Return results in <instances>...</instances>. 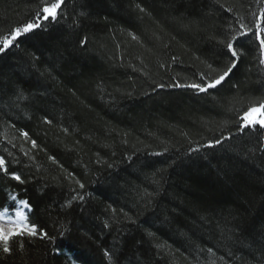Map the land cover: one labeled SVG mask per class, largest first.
Returning a JSON list of instances; mask_svg holds the SVG:
<instances>
[{
    "label": "trees",
    "instance_id": "16d2710c",
    "mask_svg": "<svg viewBox=\"0 0 264 264\" xmlns=\"http://www.w3.org/2000/svg\"><path fill=\"white\" fill-rule=\"evenodd\" d=\"M40 8L0 0V36ZM262 17L264 0H65L0 52V205L27 201L48 233L0 264H264V127H238L264 49L242 41L217 89L183 86Z\"/></svg>",
    "mask_w": 264,
    "mask_h": 264
},
{
    "label": "snow or ice",
    "instance_id": "6c2138e0",
    "mask_svg": "<svg viewBox=\"0 0 264 264\" xmlns=\"http://www.w3.org/2000/svg\"><path fill=\"white\" fill-rule=\"evenodd\" d=\"M65 0H41V8L37 13V19L32 22H26L21 26H17L11 29L7 35L0 36V52H4L14 45V42H18L21 36L28 33H33L34 30L40 27L38 20L43 19L45 21L57 20L61 15L62 6ZM264 19V17H262ZM255 37L258 41V47L264 49V30L260 29V25H255V30L248 27L247 25L241 23L239 30L235 31V34L230 35L228 40H221L220 44L223 46L222 55L228 57L229 63L222 70L219 71L215 76L210 77L208 74H201V83H191L183 85L184 87L192 88L201 93H207L209 90L217 89L218 86L222 85L226 81V78L230 77L233 70L237 67L239 58L243 55L242 41L250 40ZM82 44L86 41H81ZM260 63L264 64V60ZM212 66L209 65V68ZM215 71V69H213ZM206 81V82H205ZM180 86V85H176ZM242 123L238 125L240 129L254 127L259 125L264 127V100L260 101L258 104L254 103L252 106L248 107L244 112L243 116L240 117ZM25 135H27L25 133ZM221 141L217 140L216 143ZM0 170H3L7 174L5 160L0 158ZM12 179L16 181H21L19 175H12ZM83 187V185H81ZM12 201H16L15 196L10 197ZM26 208L30 206L27 201H19ZM14 207V205H13ZM9 209L0 205V247L4 253H9L10 242H15L18 238L27 237H37L47 238V231L43 230L42 226L29 221V216L21 210L15 211V219H12L8 215ZM22 248L23 245L21 244ZM107 255V253H106Z\"/></svg>",
    "mask_w": 264,
    "mask_h": 264
},
{
    "label": "rangeland",
    "instance_id": "374dc122",
    "mask_svg": "<svg viewBox=\"0 0 264 264\" xmlns=\"http://www.w3.org/2000/svg\"><path fill=\"white\" fill-rule=\"evenodd\" d=\"M16 210H21L23 212H25L26 215L29 214V210L21 203L18 202V204H16V207H15V211ZM15 211L13 213L11 212H8V215L12 217V219H15Z\"/></svg>",
    "mask_w": 264,
    "mask_h": 264
},
{
    "label": "bare ground",
    "instance_id": "6f19581e",
    "mask_svg": "<svg viewBox=\"0 0 264 264\" xmlns=\"http://www.w3.org/2000/svg\"><path fill=\"white\" fill-rule=\"evenodd\" d=\"M18 204V203H17ZM29 210V208H27Z\"/></svg>",
    "mask_w": 264,
    "mask_h": 264
}]
</instances>
